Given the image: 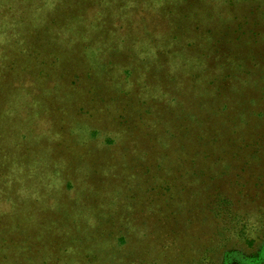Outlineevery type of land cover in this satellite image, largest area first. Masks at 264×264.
Segmentation results:
<instances>
[{
	"label": "rangeland",
	"instance_id": "1",
	"mask_svg": "<svg viewBox=\"0 0 264 264\" xmlns=\"http://www.w3.org/2000/svg\"><path fill=\"white\" fill-rule=\"evenodd\" d=\"M90 1L8 0L3 6L9 8L0 11H12L1 17L5 31L11 32L8 48L13 51L8 68L1 72L10 77L0 84V102L8 101L0 115V172H10L29 200L23 202L28 210L23 213L20 198L3 200L16 195L15 189L11 185L0 189L1 227L6 235L18 237L12 244L0 241V264H191L200 255L195 245L186 243L187 233L195 230L198 235L201 229L213 236V224L218 222L215 213L224 201L239 215L244 213L245 219L238 221L234 210H227L231 217L222 223H228L233 233L244 231L245 236L223 242L215 250L207 244L206 249H211L207 260L221 264L224 253L232 251L235 256L225 257L227 264L250 260L264 264V254L255 257L264 247V91L261 96L248 94L250 88L264 83L260 73L264 69V0H231V8L226 7L227 0H213V22L201 6L188 9L194 0H113L116 7L127 9L124 16L107 12L102 5L109 0ZM169 1L174 16L181 15L180 6L191 14L198 12L201 29L213 30L214 48H225L220 38L214 41L220 34L231 51H238L235 63L242 68L235 67L233 72L213 57L214 100H203L205 105L213 102L212 117L201 118L203 112L175 105L186 83L195 88L206 83L192 62L190 69L187 64L154 66L155 52L142 56L143 47L127 43L114 50L119 57L136 58L133 65L125 57L126 67L135 71L127 76L109 55V43L92 37L96 30L105 32L108 22V27L134 22L132 29L145 22L141 35L149 40L153 29L160 30L162 25L151 21L166 13ZM75 3L82 9L88 5L81 18L71 16L72 21L64 22ZM131 3L132 7L127 6ZM249 6L256 8L255 14ZM53 18L59 22L58 29L50 23ZM190 22L177 26L183 32H177L169 44L176 48L170 59H183L184 50L191 49L186 43H202L198 25L192 33ZM64 25L78 29L76 36L54 37ZM249 30L253 37L259 36L248 39L244 34ZM77 39L89 46L88 58L65 49ZM41 44L44 52L36 50ZM209 48L194 46L192 53ZM45 52L52 53L47 61L45 54L40 55ZM53 55L58 56L57 63ZM221 56L228 53L217 58ZM2 57L0 64L7 66ZM150 96H155L154 101ZM251 100L260 107L253 104L250 111H235L239 103L248 108ZM156 111L165 116H157ZM259 112L263 116L257 124L254 115ZM198 128L206 136L204 141L201 131L199 138L191 135ZM242 193L256 197L253 206L243 210L234 206ZM26 214L37 222L47 219V231L45 226L35 227L37 223ZM21 219L30 222V233L39 234L35 243L20 234ZM163 244L169 245L166 253L158 252ZM189 248L195 251L188 253ZM173 257L180 260L174 263Z\"/></svg>",
	"mask_w": 264,
	"mask_h": 264
},
{
	"label": "trees",
	"instance_id": "2",
	"mask_svg": "<svg viewBox=\"0 0 264 264\" xmlns=\"http://www.w3.org/2000/svg\"><path fill=\"white\" fill-rule=\"evenodd\" d=\"M75 1H77V0H75ZM79 1L80 0H78V2ZM82 1L86 2L87 0H82ZM88 1H89L88 4H92V2L90 0H88ZM5 4L8 5V0H6L5 3L3 2V0H0V11L3 10L4 8H9V7L3 6ZM75 4H77V6H74L73 9L71 8V11H70V13L68 12L69 13L68 15H66V20L64 22H67L70 20L72 21L71 16L72 17L79 16L81 18L83 11L85 10V8L88 5L87 4L85 7L82 6L83 7V9H82L81 5L79 6L80 3H75ZM123 4H125V3H123ZM216 4H217V2H216ZM225 4H226L227 8H231L233 6V3L231 0H227V2H225ZM250 4L251 3H249V5ZM102 6L109 9V10H107V12L110 15L115 14V15H119V16H124V13L127 12V9H125L124 7H122L120 5H118L116 7V4H114L113 0L107 1V3H104V5H102ZM102 6H97V7H102ZM127 6L132 7V3H131V5H127ZM198 6H201L202 9L205 10V13L208 14V18L211 19V22H213V11H212L213 0H209L207 2H206V0H194V2H191L188 5V9L191 7H193V9H194ZM166 7H167V10H166L165 14H158L157 13L158 16L160 17V19L155 18V20L151 21L153 25H157L160 22L162 25L160 27V30L157 29V27H155L153 29V31L151 32L152 35L149 36V40H148V38L147 39L143 38L141 35V33L145 29V28H143L145 22H141L138 25H136L135 29H132V25L134 22H132V23L122 22L117 27H115L114 25H111L110 27H108V25L110 23V22H108V25H104V28H107L105 32L100 30V29H99V31L96 30L95 32H92V34H93L92 37L96 40H99L101 43H102V41H104L105 43H109V44H107V48L109 49V51H108L109 55L111 56L112 59L115 60V62H118L123 66L124 73L127 76H131L132 75L131 72H133V74H134L135 71H134V69H132V67L130 69L131 71L126 67L125 62H124L125 57H127L128 62H130L133 65H134V59L136 60V58L129 57L127 55L119 57L114 52V50L116 49L117 46L122 47L123 45H126L127 43L130 44L131 46L143 47L142 56L146 55V53L148 54L149 52H155L156 56H158V58H157L156 62L153 63L154 66L166 67V65H167L169 67L173 64H176V66L178 64L186 66V64H187L188 68L190 69L191 67L189 64L192 62V64H193L192 67H194V66L198 67L199 74L205 78L206 83L204 84L203 88H200V87L195 88L193 83H186V85L184 86L185 87L184 91H181L180 95L177 97L178 99L176 98V101L178 103H175V102L174 103L176 106H180L182 108V110H194V111H197L196 113H198L199 111L203 112V115H201V118H206L207 115L212 117L213 116V102L210 105H205V101H203V100L205 98L213 99V94H212L213 93V82H211V79L213 78V62L216 60V63L220 64L221 67L224 66V67L228 68L229 72L230 71L233 72L235 67H236V69L242 68L241 63H239V62L235 63V60H237L236 58L238 57L236 52H238V51L237 50H236V52L231 51L229 43L222 40L221 39L222 36L220 34L215 35L216 37H214V41H216L215 38H220V41L223 45H225V48L220 50V51H219V49L214 48L215 43H213V30L211 28H208V27L201 29L200 25L202 24V22L197 20V15H198L197 13L198 12H193L191 14L187 11L188 10L187 8H182L180 6V7H178L179 9L177 8V10L179 11V13L181 15H178V16L175 15L174 16L173 15L174 5L172 4L171 1H169L167 3ZM250 8H251L250 13L252 12L255 14L256 8L249 6V9ZM137 9H139V5H138ZM99 11H101V10H99ZM2 13L0 12V51H2V54H0V56H3L2 58H4L5 64L7 66H3V63L0 64V70H1L0 71V84H1V82H2V84L5 83V81L10 77L9 74L6 77L1 76V72L4 70L5 67L8 68V63L12 60V58H11L12 56L10 55V53H13V51L11 52V50H9V48H8L11 32L5 31L6 26L5 27L3 26V20L1 17V16L8 15L9 13L12 14V11H10L8 13H6V12H2ZM78 13H80V14H78ZM101 13H102V11H101ZM80 18H77V19H80ZM55 19L56 18H53L50 21V23H51L52 27H54L55 29H58V27H56V24L59 22H57ZM117 19H121V18H117ZM190 19H191L190 24H192L191 32L192 33L195 32V30H197L196 25H198V27H199L198 28V35L202 36V43H195L192 41L189 44L186 43L185 46L191 48L190 50H184V53H187V55L184 54L182 56L183 59H180V60H178V59L181 57H178L177 60L174 59L173 57H172V59H170V56H172L170 53L176 52V48L174 47L175 48V51H174L173 48L171 47V45H169V44L171 43V40L176 39L177 32H179V33L183 32V29H179L177 26L185 25L187 23V21H189ZM108 21H110V20H108ZM126 26H128V28H130V30L126 31L124 29V28H126ZM46 28L51 29L49 26H46ZM61 30L62 31H55L54 37H56L58 39H61L63 37H66L67 39H71V37L76 36V34L78 32V29H73L72 27H68V26L66 27L65 25L62 27ZM116 30L118 31L119 34L117 33ZM185 30L187 31V29H185ZM161 31H162V34L158 35V33H160ZM200 31H203V33H199ZM245 33L246 34H244V35L246 37H248V39H252V40H254L255 38H257L259 36L256 34L257 37H253L252 33H254V32H252V30H249V32H245ZM201 45L202 46H210L211 48L207 49L205 52H202L201 54L192 53V52H194V49H193L194 46H201ZM37 47L39 49H36V50H38L39 52H44V44H41ZM88 47L89 46L82 45L80 40L77 39V41H75L74 44H72L70 42V44L67 45L65 47V49H74L75 51L78 52L77 54L80 55V57L88 58V54L85 52V51H87ZM222 52H227L228 56H221V57L217 58V56L220 55ZM213 53H214V55H213ZM262 53H263L262 56H264V51H262ZM43 54H45L46 58L43 56ZM40 55H42L44 57V59H46V61H47L48 56H51L52 53L45 52V53H40ZM214 56H216V57H215V60L213 61ZM53 57H54V61L57 63L56 60L58 59V56L53 55ZM50 63H54V62L51 61ZM262 65L264 66V62L262 63ZM12 67L13 66H11L9 68H12ZM42 71L45 72L44 70H42ZM260 73L264 74V69H261ZM251 85H253L252 82H251ZM187 88H189L191 91H185ZM262 91H264V83L259 88H257V86L255 85L254 90H252L250 88L248 94L251 96H258V95L261 96ZM203 95H204V97L201 98ZM154 97L150 96L149 100L154 101ZM174 100H175V98H174ZM2 103H3V106L1 108ZM5 103L8 104V101L0 102V109H1L0 115H1V112L4 110ZM253 104L255 105V101L251 100L250 101L251 107L249 106L248 108H246L245 106H243L242 104L239 103V105H237V109L235 108V111H237L239 113H244L246 110L250 111L251 109H253V106H254ZM255 106L260 107L258 105V103H256ZM155 114L157 116H162V117L165 116V114L162 111H156ZM254 116L257 117L256 119H254V120H256L257 124H260L263 113L259 112V113H256ZM169 120H171V119L169 118ZM185 120L187 121V119H185ZM258 126H260V125H258ZM199 131H201V140L204 141L206 136H204L202 134V128H198L196 130L192 129L191 135H192V137L199 138V135H200ZM193 132H195V133H193ZM257 134L258 133H256V135ZM253 141H254V144L257 142V141H255V139ZM209 156H212V154H209ZM15 183H17V180H15L11 177L10 172H8V171H1L0 172V189L1 188L7 189V187L9 185H11V187L13 189H15V192L17 193L16 195L11 194L9 196H6L3 200L6 201V200H10L11 198L12 199H16V198L19 199L20 198V200H17V201H20L19 208L23 213H27L28 212L27 207H25V205H24L26 203L23 204V202H27V204H28L29 200L27 198H25V196L22 194V192H21L22 189L18 185L15 186ZM72 188L73 187L70 185L68 190L70 191V190H72ZM66 193H69V192H66ZM203 193H205V190L202 188L201 189V196L202 197H204ZM66 196H70V194H65V197ZM255 198L251 197L250 195H248L246 193H244V194L242 193L241 197H238L237 201L235 202L237 204H234V206L237 208L239 207L241 210H243V206L244 207H247L248 205L253 206ZM34 199H35V197H34ZM0 201H1V199H0ZM219 208H220V211L218 210V212L215 213V218L218 219V222H215L213 224V236H212V233L204 232L201 229L198 230V235H194L195 230H191L187 233L186 243L189 242V244L191 246L195 245V247L198 248V253L200 255L199 261L198 262H192L191 264H210V262L207 260L208 257L206 258V256H208V254H210L208 252H210L211 249H208V250L206 249V248H209V247H206L207 244H209L210 247L213 246V250H215V246L219 249L218 246H220L221 243H223V242L230 241L234 238H240V237L243 238L245 236L244 231L238 230L237 231L238 233H233L232 229L229 227L230 225L228 223L226 225H224L222 223L223 219L231 217L228 214V211L234 210L233 217H235L236 220H238V221H243L245 219V214L242 213L239 215V212H237V211L235 212V209H233L230 206V202L227 203V201H224L222 206H220ZM225 209H226V211H225ZM42 214L45 216V218H47V214L45 212H43ZM25 216L29 217L28 214H26ZM255 216L259 217L261 215L256 213ZM4 217L8 218V217H13V216L7 215ZM41 217L42 216L40 215V218ZM29 219L33 223H37L35 225V227H44L45 226L43 230L47 231V225H46L47 219L46 220L39 219L38 220L39 222L35 221L31 217H29ZM21 220L22 221L19 222V225H18V228L20 229V234L27 236L26 237L27 240L35 243L39 234L37 232H31L30 233L29 230L31 231L32 229L28 228V226H27L30 222L25 221L23 219H21ZM40 223L44 224V225L40 226ZM1 226L2 225L0 224V241H4V242L8 241L10 244H12V242H15L18 239V237H16L17 236L16 234L6 235L5 234V232H6L5 228L3 229ZM242 228H243V225L241 226V229ZM50 230L52 232H55L54 228H50ZM9 237H11V238H9ZM13 237L14 238L16 237V238L14 239ZM41 238H42V235H41ZM197 241L200 242V246L197 243ZM249 242H251V241H249ZM171 244H174V242H172ZM204 245H205V247H203V249H202V251L204 252L203 253V252H201L200 247H202ZM181 250L183 253H186V250H184V251H183V249H181ZM181 250H179V251L181 252ZM167 251H169V245L163 244V245H161V248L158 252L166 253ZM191 251L193 253L195 251V249L189 248L188 253H191ZM196 252H197V250H196ZM234 253L235 252H232V251H229V252L226 251L224 253V255L222 254L224 256V259L222 260L221 264H227L228 261L225 260V257L228 258V257L235 256ZM263 254H264V247L260 251L258 256H255V257H261ZM166 255L167 254L163 255L164 258L166 257ZM175 258L176 257H173V261H174V263H177L180 260V257L177 258L176 260H175ZM213 264H218V261L214 259ZM248 264H260V263H257V261H253V260L251 261L250 260L248 262Z\"/></svg>",
	"mask_w": 264,
	"mask_h": 264
}]
</instances>
